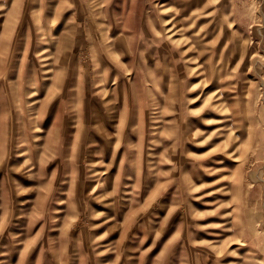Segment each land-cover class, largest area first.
<instances>
[{
	"label": "rangeland",
	"instance_id": "1",
	"mask_svg": "<svg viewBox=\"0 0 264 264\" xmlns=\"http://www.w3.org/2000/svg\"><path fill=\"white\" fill-rule=\"evenodd\" d=\"M0 264H264V0H0Z\"/></svg>",
	"mask_w": 264,
	"mask_h": 264
}]
</instances>
